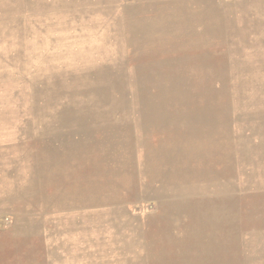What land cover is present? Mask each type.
<instances>
[{"label":"rangeland","instance_id":"1","mask_svg":"<svg viewBox=\"0 0 264 264\" xmlns=\"http://www.w3.org/2000/svg\"><path fill=\"white\" fill-rule=\"evenodd\" d=\"M0 264H264V0H0Z\"/></svg>","mask_w":264,"mask_h":264}]
</instances>
